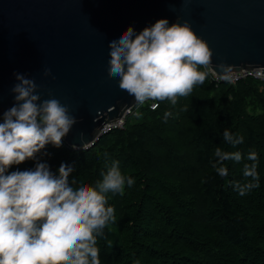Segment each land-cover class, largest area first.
<instances>
[{"label": "trees", "instance_id": "obj_1", "mask_svg": "<svg viewBox=\"0 0 264 264\" xmlns=\"http://www.w3.org/2000/svg\"><path fill=\"white\" fill-rule=\"evenodd\" d=\"M171 112L165 122L164 113ZM242 136L233 147L225 130ZM240 151L245 160L225 161L220 177L215 150ZM258 154L259 187L241 196L247 153ZM47 153V154H45ZM37 161L58 175L61 163L75 178L95 186L113 161L135 183L124 195L107 193L115 220L97 238L101 264H264V82L232 85L208 75L177 103L148 105L135 122L105 135L89 149L62 141L13 165L8 172L32 170Z\"/></svg>", "mask_w": 264, "mask_h": 264}, {"label": "clouds", "instance_id": "obj_2", "mask_svg": "<svg viewBox=\"0 0 264 264\" xmlns=\"http://www.w3.org/2000/svg\"><path fill=\"white\" fill-rule=\"evenodd\" d=\"M108 75L119 88L134 97L137 106L151 101L186 97L208 75L215 76L213 50L181 18L167 19L136 32L133 27L109 43ZM220 79L233 81L231 66L217 65ZM14 105L3 112L0 122V264H101L98 236L114 222V208L106 194L124 195L125 185L135 181L122 174L113 161L95 186L69 177L74 168L61 163L58 175L47 163L37 161L32 170L9 173L13 165L36 159L46 145L59 148L77 123L69 108L56 98L41 100L34 79L15 73ZM45 76L51 75L46 69ZM171 112L164 113L165 122ZM140 117L139 111L135 112ZM83 139V134H81ZM223 139L235 147L243 137L227 129ZM47 154V153H45ZM213 166L220 177L228 175L225 161L240 163V151L215 150ZM258 154L251 150L243 163L245 182L232 187L244 196L259 187Z\"/></svg>", "mask_w": 264, "mask_h": 264}, {"label": "water", "instance_id": "obj_3", "mask_svg": "<svg viewBox=\"0 0 264 264\" xmlns=\"http://www.w3.org/2000/svg\"><path fill=\"white\" fill-rule=\"evenodd\" d=\"M178 17L208 43L218 72L224 63L264 74V0H0V116L15 103L14 74H25L41 100L54 97L76 117L65 143L90 148L135 104L108 75L109 43Z\"/></svg>", "mask_w": 264, "mask_h": 264}, {"label": "built area", "instance_id": "obj_4", "mask_svg": "<svg viewBox=\"0 0 264 264\" xmlns=\"http://www.w3.org/2000/svg\"><path fill=\"white\" fill-rule=\"evenodd\" d=\"M209 77L212 81H214L216 83H229L232 85H235V84L239 83L240 81H243L246 79H255V80H259V81L264 82L263 68H254V71L244 69V72L235 73V74H233V81L232 82H225V81L221 80L220 75H218V74H216L215 76L209 74ZM146 105H148L151 110H156L159 106V101L149 100V101L145 102L144 105H140V106L144 107ZM137 107L138 106L136 104H134L133 107H131L130 109H128L126 111V113L124 114V116L120 120L104 125L103 126V132L101 133V135L99 136V138L97 139L95 144L93 146H91L90 148L94 147L101 140V138H103L105 135L109 134L110 132L115 131V130L124 129L127 122L129 121V118L131 116H135V112H136ZM0 122H2V116H0ZM63 141H64V138H63ZM83 149H89V148L84 147Z\"/></svg>", "mask_w": 264, "mask_h": 264}, {"label": "rangeland", "instance_id": "obj_5", "mask_svg": "<svg viewBox=\"0 0 264 264\" xmlns=\"http://www.w3.org/2000/svg\"><path fill=\"white\" fill-rule=\"evenodd\" d=\"M136 111H139V112L141 113V116H142V114H143V107H142V106H138L137 109H136ZM141 116H140V117H141ZM140 117H139V118H140ZM137 119H138V117H136V116H131V117L129 118V123H133V122H135Z\"/></svg>", "mask_w": 264, "mask_h": 264}, {"label": "bare ground", "instance_id": "obj_6", "mask_svg": "<svg viewBox=\"0 0 264 264\" xmlns=\"http://www.w3.org/2000/svg\"><path fill=\"white\" fill-rule=\"evenodd\" d=\"M99 143V142H98Z\"/></svg>", "mask_w": 264, "mask_h": 264}]
</instances>
